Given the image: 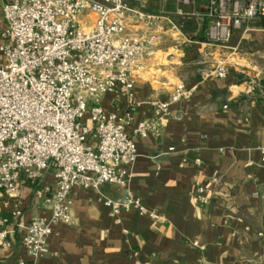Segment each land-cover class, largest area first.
<instances>
[{"label": "crops", "instance_id": "0c3cea01", "mask_svg": "<svg viewBox=\"0 0 264 264\" xmlns=\"http://www.w3.org/2000/svg\"><path fill=\"white\" fill-rule=\"evenodd\" d=\"M143 1L152 14L173 13L179 6V0ZM206 3L195 0L193 9L201 15ZM259 20L234 33L223 48L190 39L202 26L196 17L189 19L188 33H171L163 42L160 32V43L134 71L132 96L108 94L99 103L109 113L130 112L125 132L132 135L139 122L155 121L150 102L166 100L179 83L195 90L171 104L155 130L132 135L137 158L126 169L123 188H72L73 223L51 224L36 264H264V28L255 26ZM221 56L232 62L219 78L212 71ZM41 184L54 187L53 167L36 185L21 176L18 216L11 196L0 191V230L13 231L5 238L8 247L0 242V264L29 261L16 225L35 217L49 220V204L36 197ZM126 191L157 217L137 211L113 216L102 198Z\"/></svg>", "mask_w": 264, "mask_h": 264}, {"label": "built area", "instance_id": "2783aa9c", "mask_svg": "<svg viewBox=\"0 0 264 264\" xmlns=\"http://www.w3.org/2000/svg\"><path fill=\"white\" fill-rule=\"evenodd\" d=\"M194 4L179 0L173 13L152 14L143 0H3L0 191L11 196L18 216L21 176L36 185L53 167L55 180L54 187L41 184L36 191L50 206L49 220L35 217L16 225L29 261L15 264H36L51 224L73 223V187L123 188L126 169L137 158L133 136L145 137L166 121L171 104L192 95L196 86L179 83L166 100L150 102L155 121L139 122L133 136L125 132L130 112L109 113L99 103L108 94L132 96L134 71L160 43V32L164 42L181 31V22L196 17L207 20L205 44L223 48L235 31L264 18V0H207L201 15ZM133 25L142 29L133 32ZM227 65L217 61L212 75L225 77ZM261 152L264 161V146ZM102 201L113 216L137 211L157 217L130 191ZM11 232L0 230L1 246H9L5 238Z\"/></svg>", "mask_w": 264, "mask_h": 264}, {"label": "trees", "instance_id": "16d2710c", "mask_svg": "<svg viewBox=\"0 0 264 264\" xmlns=\"http://www.w3.org/2000/svg\"><path fill=\"white\" fill-rule=\"evenodd\" d=\"M190 24H191V22L189 20L185 21V22H181L180 23L181 31L183 33H188L187 31H191V29H189V27H188ZM206 24H207V20H204L202 22L201 28L198 30V32L195 35L189 34L190 39L204 42L206 40V38L204 36V30H205ZM255 26L264 28V18H261L259 21H257L255 23Z\"/></svg>", "mask_w": 264, "mask_h": 264}, {"label": "rangeland", "instance_id": "374dc122", "mask_svg": "<svg viewBox=\"0 0 264 264\" xmlns=\"http://www.w3.org/2000/svg\"><path fill=\"white\" fill-rule=\"evenodd\" d=\"M189 27V29L190 28H192V26H191V24L188 26ZM239 30H237V31H235L234 33H235V36L237 35V32H238ZM234 35V34H233ZM232 35V36H233ZM231 39H232V37H231ZM231 39H230V41H231ZM230 41H229V43H230ZM228 43V44H229ZM227 44V45H228ZM219 60H222V61H225L226 62V64H229L230 62H232L231 60H230V57L229 56H221V57H219ZM228 66V65H227Z\"/></svg>", "mask_w": 264, "mask_h": 264}]
</instances>
